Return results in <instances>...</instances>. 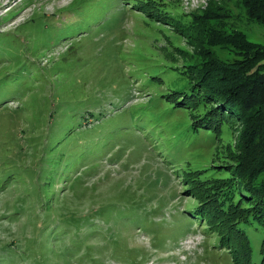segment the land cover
<instances>
[{
	"label": "rangeland",
	"instance_id": "374dc122",
	"mask_svg": "<svg viewBox=\"0 0 264 264\" xmlns=\"http://www.w3.org/2000/svg\"><path fill=\"white\" fill-rule=\"evenodd\" d=\"M210 5L264 45L242 0H0V264H232L186 175L227 176L240 127L176 104L200 60L180 29Z\"/></svg>",
	"mask_w": 264,
	"mask_h": 264
},
{
	"label": "trees",
	"instance_id": "16d2710c",
	"mask_svg": "<svg viewBox=\"0 0 264 264\" xmlns=\"http://www.w3.org/2000/svg\"><path fill=\"white\" fill-rule=\"evenodd\" d=\"M242 3L248 19L264 25V0ZM229 15V8L210 5L202 19L196 16L200 22L180 29L186 30L188 40L190 34L191 43L195 41L200 60L189 66L192 82L176 104L189 111L198 104L192 127L211 129L216 137L222 123L240 127L237 142L227 146L232 167L225 170L227 176L206 180L207 173L215 171L212 168H204L197 178L186 175L191 181L186 190L193 188L197 199L186 212L191 219L204 221L203 228L208 226L216 235L217 245L227 249L232 264H256L245 228L255 224L264 228V45L252 43L243 31H230ZM194 26L201 27H196L197 37ZM221 46L242 54L241 58L222 60L213 49ZM260 254L258 264H264V236Z\"/></svg>",
	"mask_w": 264,
	"mask_h": 264
}]
</instances>
